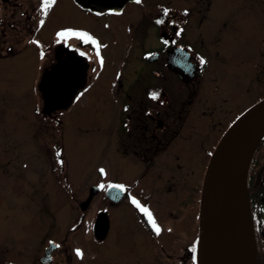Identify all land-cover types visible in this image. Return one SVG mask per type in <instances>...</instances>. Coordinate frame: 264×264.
Returning <instances> with one entry per match:
<instances>
[{
	"label": "flooded vegetation",
	"instance_id": "af4514ba",
	"mask_svg": "<svg viewBox=\"0 0 264 264\" xmlns=\"http://www.w3.org/2000/svg\"><path fill=\"white\" fill-rule=\"evenodd\" d=\"M60 1L63 0H0V52L12 59L26 52L16 43L32 45L42 62L37 92L42 75L58 61H67L71 54L83 63L81 86L67 106L44 114L39 95L40 108L32 111L37 119L30 136L32 145L37 146L17 167L28 178L14 181L10 175L7 179L0 176L8 181L9 194L16 199L24 194L31 196L26 187L31 189L36 184L41 194L34 192V198L38 196L42 205L37 208L38 216L36 209L27 214V224L38 218L34 241L26 230L24 236L28 238L12 241L21 248L8 257L1 256L0 264H121V258H141L137 252L143 247L149 250L151 264H194L197 236L191 239L190 219L192 204L196 205L200 192L192 189L190 169L192 161L200 164L203 160L191 159V131L201 129L206 117H217L223 111H217L216 106L230 100L229 94L218 92V74L208 62L209 54L217 59L218 48L222 47L219 35L225 22L215 14L219 5H214L216 0H109L117 5L105 9L69 0L76 16L81 12L101 30L100 38L78 26L54 30L56 10L63 6ZM254 1L247 7L254 6ZM259 4L263 8L259 15L264 19V3ZM207 24L214 28L210 35ZM110 25L112 30L108 31ZM77 34L87 35L81 38ZM88 37L96 43L85 42ZM261 53L264 67V43ZM105 64L110 66L106 71ZM252 68L255 70V65ZM47 81L49 91L61 83L68 85L54 78ZM100 103L106 108L102 126L91 115L92 107ZM82 112L95 123L94 134L103 145L108 165L132 169L129 185L117 177L118 170L114 175L108 170L101 172V165L94 176L83 181L74 175L76 165L69 161L66 131L70 127L68 116L79 122L77 113L80 116ZM70 128L83 132L75 123ZM197 144L200 143L193 144L194 149L200 150ZM262 157L256 154L251 159L253 182L246 191L256 264H264ZM257 165L261 174L255 178ZM29 175L35 181L31 182ZM109 185H123L125 190ZM47 196L56 199H51V208L42 203ZM88 198L82 209L80 206ZM133 199L139 207L132 203ZM96 202L100 207L95 206ZM100 213L105 219L102 238L103 229L95 228ZM148 213L160 227L159 235ZM77 250L82 255H77Z\"/></svg>",
	"mask_w": 264,
	"mask_h": 264
},
{
	"label": "rangeland",
	"instance_id": "374dc122",
	"mask_svg": "<svg viewBox=\"0 0 264 264\" xmlns=\"http://www.w3.org/2000/svg\"><path fill=\"white\" fill-rule=\"evenodd\" d=\"M260 1L264 3V0H255L254 6L249 8L247 5L251 0L248 2L247 0H216V4L214 3L216 6L219 5L215 10V14L221 15L224 18L225 24L219 35L222 47L218 48V58L215 59L210 53L208 62L216 68L218 75L215 78V85L218 88V92L229 94L231 98L227 97L230 100L225 99V102L216 106L217 111L221 109L222 113L217 117H206L203 120L204 125L201 129L196 128L191 131V159L203 160L200 163L202 164L201 167L197 161H192L190 169L192 172V189H198L199 192L209 158L225 130L240 114L264 98V67L261 53L264 43V19L259 15V11L263 9L259 7L262 6L259 4ZM69 2L67 0V3ZM60 3L63 6L56 10L54 30L78 26L83 27L93 36L103 38L101 30L96 27L89 17L81 12H78V16H76L74 14L76 10L70 3L65 4L64 0L60 1ZM231 5L239 6L233 8ZM247 10H249V13ZM125 21L128 24L131 23L129 18H126ZM107 27L108 31L112 30L111 25ZM213 30V25L207 24V35L213 33ZM16 46L19 48L24 47V51L26 52L23 53L21 51L22 54L19 53L12 59H7L8 57L2 55L0 52V176L7 179L10 175L13 178L12 180L22 181V179L28 177L18 172L17 167L25 159V156L32 155L30 152L33 153L34 147L37 146L36 144L32 145L33 140L30 139V136L33 134L34 119H37L32 114V111L40 108V93L36 91L35 86L41 73L42 62L39 56L34 53L32 45L25 42L22 43L21 41L20 43H16ZM27 47H29L28 50L26 49ZM3 58L5 59L2 60ZM254 65L255 70L252 68ZM109 68L110 66L105 64L104 71ZM105 110L106 108L102 103L92 107L91 115H93V119L100 126H102V123L106 119ZM77 115L79 122H75L72 115H70L68 116V125L71 127L75 123L83 132L77 133L74 129L71 130L70 127H67V139L65 140L68 153L71 152L69 161L72 165L74 163L76 165L74 175L78 177L79 181H83L94 176L96 169L102 166V170H108L112 175L118 170L117 177L121 178L120 180L125 185H129L131 178L128 177L132 173V169L128 166H121L116 169L112 168L114 166L110 167L107 163L105 151L102 149L103 145H99V137L94 134L95 129L93 126H95V123L90 117L88 118L86 112L80 113V116L78 113ZM37 142L42 144L38 140ZM41 142H44V140ZM194 143H200L197 146L200 145L201 149L195 150ZM27 152L29 154L25 155ZM252 157L253 154L251 159ZM7 162H10V164L6 165ZM35 162L33 161L34 164ZM42 164L40 163V166H42L41 172L44 170ZM2 168L3 170L1 171ZM199 169H201L200 174ZM34 175H37V173ZM29 177H31V182L35 181L33 180L35 179L33 175H29ZM7 182V180L0 178V257H8L10 253L21 248L20 244H13L12 241L15 242L28 238L24 236L26 230L31 234L30 240L34 241L33 231L36 232L38 229L36 225L38 218H36V221L31 220L32 222L27 224V214H32V209H34V212L36 209L37 214L35 215L38 216L40 211L37 208H42V205L39 204L38 196L34 198V192L41 194L38 188L36 189V184L31 189L26 187L27 192L31 196L24 194L18 197L19 199H16L13 195L9 194ZM33 194L34 196L32 197ZM199 194H197L196 205L193 206L192 204L191 208V239L197 236L198 213L196 212L198 199L200 198ZM51 199V196H47L43 199L42 203L48 206L54 200V198ZM62 199L66 198L63 197ZM95 206L100 207L99 202H96ZM76 211L78 212L77 209ZM55 212L56 209L53 210V213ZM63 212L61 213L63 214ZM65 214L67 216L66 212H64ZM108 244L109 242H107ZM252 246L254 249L253 244ZM108 248H110V245ZM137 254L141 258L132 260L128 257L125 260L121 258V264H151L147 247H143ZM231 258L233 259V257ZM231 258L229 257L230 260H232ZM160 264H165V262H160Z\"/></svg>",
	"mask_w": 264,
	"mask_h": 264
},
{
	"label": "water",
	"instance_id": "95a60500",
	"mask_svg": "<svg viewBox=\"0 0 264 264\" xmlns=\"http://www.w3.org/2000/svg\"><path fill=\"white\" fill-rule=\"evenodd\" d=\"M76 1L82 5L93 4L105 9H111L117 5L111 4L109 0ZM82 64L81 60L70 54L67 61H58L56 66L54 65L49 72L42 75L37 88L43 101V113H48L51 109L64 108L69 104L74 91L81 86ZM51 78L66 81L68 85H61V83L49 91L47 79ZM263 136L264 98L237 117L217 142L209 158L201 185L198 207L197 264H237L235 254L227 251L225 247L223 221L239 172L245 166L248 157L250 162ZM244 200L246 204L245 193ZM88 201L89 198L80 207L84 209ZM142 219L147 222L143 215ZM97 227L103 229L102 236H100L102 238L105 227L103 213L96 217L95 228ZM229 257L233 259L230 260ZM252 258L256 264L254 249Z\"/></svg>",
	"mask_w": 264,
	"mask_h": 264
},
{
	"label": "bare ground",
	"instance_id": "6f19581e",
	"mask_svg": "<svg viewBox=\"0 0 264 264\" xmlns=\"http://www.w3.org/2000/svg\"><path fill=\"white\" fill-rule=\"evenodd\" d=\"M248 165L249 157L247 158L245 166L241 168L234 184L228 201L226 217L223 221L225 247L227 251L235 254L237 264H253V240L250 234L244 200Z\"/></svg>",
	"mask_w": 264,
	"mask_h": 264
},
{
	"label": "snow or ice",
	"instance_id": "6c2138e0",
	"mask_svg": "<svg viewBox=\"0 0 264 264\" xmlns=\"http://www.w3.org/2000/svg\"><path fill=\"white\" fill-rule=\"evenodd\" d=\"M52 2L54 3L55 0H52ZM136 2L139 3L140 0H136ZM47 7H48V5H45V11L47 10ZM165 14H167V12H165ZM41 24H43V21H41ZM61 35H64V34L62 33ZM77 35H80L81 38H84V36H86L87 34H77ZM89 40H91L92 43H96L94 40H92L91 37H88V40H85V42H88ZM97 48H99V45H98V44H97ZM101 63H103L102 60H101ZM201 63L203 64V63H205V61L201 60ZM153 98H155V96H153ZM101 172H103L102 169H101ZM101 187H103V185H101ZM108 187H109V188H116V189H119L121 192H123V191L125 190L123 185H109ZM132 203H133V204H136L137 207H139V204H138V202H137L135 199L132 200ZM141 210H142V211H145V212L147 211L146 209H141ZM148 219H149V221H150V223H151V226H152L153 230L156 232L157 235H159L161 229H160V227L156 224V222H155V220L153 219L151 213H148ZM57 247H59V245H57ZM77 255H82V253H80V251L77 250Z\"/></svg>",
	"mask_w": 264,
	"mask_h": 264
},
{
	"label": "trees",
	"instance_id": "16d2710c",
	"mask_svg": "<svg viewBox=\"0 0 264 264\" xmlns=\"http://www.w3.org/2000/svg\"><path fill=\"white\" fill-rule=\"evenodd\" d=\"M260 155V157H261V155L263 156L262 158H260V162H261V159L263 160L264 159V136H263V138L260 140V142L258 143V145L256 146V149L254 150V153H253V157L255 156V155ZM254 159V158H253ZM253 164H255V160L253 161ZM260 167H259V165H257V167H256V172H255V178H258L259 177V175L261 174V172L259 171L260 169H259ZM251 170H252V161H251V166L249 167V172H248V175H247V186H246V191H248V185L250 184V186H251V184H252V182H253V178H252V176H253V174H251ZM250 174H251V176H250ZM249 186V187H250ZM254 259H255V255H254ZM255 262H256V260H255Z\"/></svg>",
	"mask_w": 264,
	"mask_h": 264
}]
</instances>
